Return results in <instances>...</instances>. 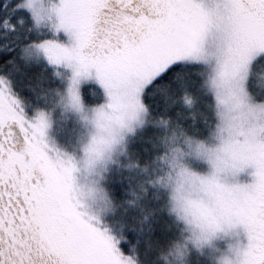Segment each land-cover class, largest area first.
I'll use <instances>...</instances> for the list:
<instances>
[{
    "label": "snow or ice",
    "instance_id": "snow-or-ice-1",
    "mask_svg": "<svg viewBox=\"0 0 264 264\" xmlns=\"http://www.w3.org/2000/svg\"><path fill=\"white\" fill-rule=\"evenodd\" d=\"M15 8L37 30L24 54L70 69L58 103L85 131L51 146L48 115L0 76V264H264V0ZM90 75L105 99L85 109ZM109 220L143 237L142 260Z\"/></svg>",
    "mask_w": 264,
    "mask_h": 264
},
{
    "label": "rangeland",
    "instance_id": "rangeland-1",
    "mask_svg": "<svg viewBox=\"0 0 264 264\" xmlns=\"http://www.w3.org/2000/svg\"><path fill=\"white\" fill-rule=\"evenodd\" d=\"M60 40L64 43L68 42L67 38L63 35V33L60 34ZM30 44L31 43L21 48L19 52L21 64H15V68L17 69L18 74H20L21 79L25 82L23 86L27 87L30 91H33L35 87H38V95L36 94L37 96H34V98H36L40 102H43L45 107H42L40 104L39 107H36L34 110H31L30 112H25L24 103L20 100L19 97L15 96L14 93L12 94L8 80L5 77H2L7 81V86L10 91V94H12L19 101L20 106L23 108L26 116L32 117L38 111H43L48 115L49 127L46 130L47 142L57 149L63 151H70L68 130L71 128L74 129L72 133L73 144H76L79 141L85 131L83 127V121L80 119L79 115L71 110L64 109L60 105V103H58L60 97L65 94V89L68 83V77L71 75V71L67 68L53 66L49 64L42 53H33L31 57L26 56L24 54L25 49ZM87 80H89L90 83L93 84L96 88L98 87L103 93V89L96 82L94 75H90L88 78H82L80 80L79 92L81 91L80 85H82L83 82H86ZM80 96L82 105L85 109H89L95 106L85 105L82 101L81 92ZM108 223L110 228L113 227L112 222L110 220L108 221ZM176 234L178 235V230ZM177 239L179 241V236L177 237ZM234 239L235 237H233V240ZM216 244L218 247L222 246L224 244V241H217ZM117 247L119 248V243H117ZM171 259L172 258L170 256L167 257V260L164 259V257L162 256L159 264H168Z\"/></svg>",
    "mask_w": 264,
    "mask_h": 264
},
{
    "label": "trees",
    "instance_id": "trees-1",
    "mask_svg": "<svg viewBox=\"0 0 264 264\" xmlns=\"http://www.w3.org/2000/svg\"><path fill=\"white\" fill-rule=\"evenodd\" d=\"M19 0H0V20L8 18L12 24L15 25L14 30H9L0 27V76L5 77L11 87L12 94L19 97L25 105V112H30L41 104L45 107L43 102H40L34 96H37L38 91L35 87L30 91L27 87L23 86L25 82L18 74L15 64L20 65L19 52L22 47L31 43L37 36L36 30L32 27L30 17L25 13L24 22L18 23L22 12L15 8ZM24 72V71H23ZM80 92L82 101L85 105H98L104 101L102 91L89 80L80 85ZM37 94V95H36ZM45 109V108H44ZM113 235L117 238L119 249L124 255L137 257L143 259V237L138 233L133 234L131 230L127 233L118 227H111ZM173 233H177L176 229H172ZM160 257L159 262L161 261Z\"/></svg>",
    "mask_w": 264,
    "mask_h": 264
}]
</instances>
